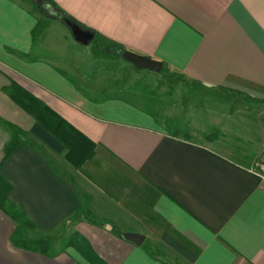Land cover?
<instances>
[{"label":"crops","instance_id":"crops-1","mask_svg":"<svg viewBox=\"0 0 264 264\" xmlns=\"http://www.w3.org/2000/svg\"><path fill=\"white\" fill-rule=\"evenodd\" d=\"M31 1L0 0V173L55 251L15 244L17 222L0 206V264H264V0L45 1L94 33L78 44L136 51L181 84L240 96L225 121L210 106L211 120L190 123V137L171 134L140 102L82 86L61 66L69 41L56 28H71L52 14L42 21ZM14 84L92 138L94 156L72 164L12 96ZM244 120L256 127L255 147L236 157L221 148L223 132ZM17 128L22 140L4 159ZM66 222L64 243L47 234Z\"/></svg>","mask_w":264,"mask_h":264},{"label":"rangeland","instance_id":"rangeland-1","mask_svg":"<svg viewBox=\"0 0 264 264\" xmlns=\"http://www.w3.org/2000/svg\"><path fill=\"white\" fill-rule=\"evenodd\" d=\"M45 1L37 0L36 3H33V1L31 3L42 21H49L47 19L51 15L49 8L44 4ZM56 31L61 34L64 40L69 41L66 50L67 54L64 55L66 60L61 61V66L82 86L101 95L118 93L125 97H131L130 99L140 103L144 92H150L151 96H156L161 100V113L172 117L175 121L181 122L183 129H187L190 126L189 124L197 120L198 117L199 120L201 119L200 121L209 122L212 115V109H209L210 106L214 108L213 110H218L217 119L225 121L227 119L226 109L228 108L226 106L231 103L237 105L242 102L240 96L236 97L235 95L221 92H215V94L213 92H205V90L194 84H181L178 81L179 79L167 73L136 68L120 52L117 53L115 51L116 48L109 43H104L105 46L102 48L92 46L90 43L86 45L78 44L72 31L70 32L64 27H57ZM101 49L107 53L106 56L94 53L101 51ZM218 105L220 106L218 107ZM182 108H184V112H181ZM255 128L250 124L247 125L244 120L236 124L235 130H224L222 139L230 144L227 146L222 145L221 148L228 150L236 157L249 155L254 150L255 140L248 136L250 134H253L251 137L256 135L255 131H252ZM193 136L197 139L207 140L200 133H193ZM239 136L240 138H238ZM241 147L244 149H241ZM27 230L28 235H32V233H34L33 235L38 234L31 226H28ZM71 230L69 222H66L47 234L51 237H56L58 242H62Z\"/></svg>","mask_w":264,"mask_h":264},{"label":"trees","instance_id":"trees-1","mask_svg":"<svg viewBox=\"0 0 264 264\" xmlns=\"http://www.w3.org/2000/svg\"><path fill=\"white\" fill-rule=\"evenodd\" d=\"M50 14L60 17L65 22L67 19L75 21L71 16L67 15L58 8L52 9ZM165 69V67H162L161 71L165 72ZM13 86H17L18 88H15L11 92L12 96L22 106H24L37 119V121L44 128H46V130L52 133L63 143L66 149V157L72 164L77 167H81L86 161L90 160L94 156L96 151V142L92 138L76 127L57 110L52 108L43 99L37 97L32 92L21 86L16 84ZM127 98L130 99L131 97ZM141 104L144 109L154 115L157 121L163 124L171 134L185 137L191 136L188 129H183L181 124L175 122L173 118L161 113V100L158 97L151 96L150 92H144ZM205 135L208 138L213 139L219 135V131L213 130L209 133H205ZM238 138H240V136ZM21 140V131L17 128L13 132L9 141L6 142L4 159L13 151ZM29 142L32 143L30 140ZM241 149L244 148L241 147ZM225 151L228 152V150ZM10 190V182L2 173H0V206L10 213L17 222L12 235L14 243L41 251H55V241L39 235L28 236L27 229L28 226L32 225V222L26 217V214L19 208V206L10 199Z\"/></svg>","mask_w":264,"mask_h":264},{"label":"water","instance_id":"water-1","mask_svg":"<svg viewBox=\"0 0 264 264\" xmlns=\"http://www.w3.org/2000/svg\"><path fill=\"white\" fill-rule=\"evenodd\" d=\"M66 23L69 25L74 37L78 41L88 43L94 37V33L92 31L84 29L77 22L67 19ZM122 55L126 60L133 63L139 68H147L154 71H160L163 66L162 60L142 53H138L136 51L126 49L122 52ZM125 235L126 237L137 243H141L144 240V235L138 232H126Z\"/></svg>","mask_w":264,"mask_h":264},{"label":"built area","instance_id":"built-area-1","mask_svg":"<svg viewBox=\"0 0 264 264\" xmlns=\"http://www.w3.org/2000/svg\"><path fill=\"white\" fill-rule=\"evenodd\" d=\"M258 169L261 171V172H264V162H260L258 163Z\"/></svg>","mask_w":264,"mask_h":264}]
</instances>
